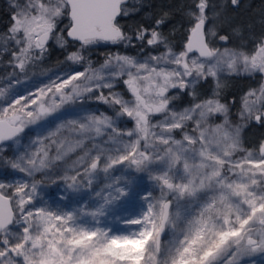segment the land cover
Segmentation results:
<instances>
[{
    "label": "snow or ice",
    "instance_id": "6c2138e0",
    "mask_svg": "<svg viewBox=\"0 0 264 264\" xmlns=\"http://www.w3.org/2000/svg\"><path fill=\"white\" fill-rule=\"evenodd\" d=\"M127 2L13 0L12 23L0 36V47L4 51L10 44L15 47L11 55L21 71L41 59L53 39L61 47L68 46L69 40L79 42L80 48L67 57L74 63L83 62V51L100 41L131 44L135 38L150 46L164 44L166 51L144 62L109 55L99 69L58 77L35 93L15 96L0 107V150L10 141L19 144L27 127L41 124L65 104L107 88L109 95L101 91L97 99L118 109L114 116L93 113L59 123L46 135L30 140L29 148L34 150L20 154L11 167L34 177L79 150L82 155L61 177L68 191L91 188L98 172L107 176L114 166L127 162L135 172H149L160 195L141 196L134 191L132 178L115 177L106 185L114 194L96 191L100 201L93 210H65L34 204L40 181L0 183V264H239L244 256L264 252V142L256 151L242 147L243 125L231 123L229 106L218 98V91L180 112L172 110L175 97L169 95L170 89H194L198 80L208 77L216 79L218 90V72L223 68L264 76V39L251 50L215 47L211 38L218 33L206 28L208 2L199 0L197 11L189 12L193 23L187 42L176 52L157 30L164 18L157 19L152 29L140 26L132 35L125 32L120 18L130 14ZM238 2L231 0L232 5ZM64 18L69 23L58 32ZM218 39L227 43L230 37L219 35ZM123 76L131 99L111 92L110 81ZM190 94L196 98L194 90ZM6 95L8 90L0 88V97ZM216 115L223 116V122L213 125L209 121ZM125 116L134 126L121 131L116 121ZM157 116L163 119L153 122ZM239 116L264 123V83L245 93ZM188 122L193 124L191 132L186 130ZM177 130L180 139L174 136ZM105 132L117 147L93 144L86 148V141ZM238 152L243 157L234 159ZM153 169L158 171L151 174ZM133 196L146 201V209L137 218L121 222L139 225L138 230L118 232L99 226V218L108 215L111 207ZM166 229L171 230V238L162 243Z\"/></svg>",
    "mask_w": 264,
    "mask_h": 264
},
{
    "label": "rangeland",
    "instance_id": "374dc122",
    "mask_svg": "<svg viewBox=\"0 0 264 264\" xmlns=\"http://www.w3.org/2000/svg\"><path fill=\"white\" fill-rule=\"evenodd\" d=\"M8 3V4H7ZM7 6L11 9L12 13L9 16L10 20L7 21L5 19L4 24L1 25L4 30L8 32V29L12 23V15H13V0H7ZM206 28H211L216 31V28L211 24L207 25ZM213 40V44L218 48H243L244 50H251L253 47L242 44L240 41L235 42L231 45L225 44L223 41H219L218 36L211 38ZM54 41L56 43V41ZM9 50L4 51L3 47H0V50L7 54L8 57L13 59L11 52L15 50L13 45H8ZM97 50L103 51V47L96 46ZM48 49V43H47ZM183 50V49H182ZM176 51V50H174ZM181 50H177L179 52ZM1 52V53H2ZM109 55H127L131 57H136L140 62H144L149 56H159V54H143L138 56L129 55L124 52L112 51L109 50ZM14 61V60H13ZM15 62V61H14ZM34 62V61H33ZM31 62V63H33ZM83 64L80 69H70L63 68L62 66H57L49 70H36L32 71L28 66H26L25 70L21 71L18 67L15 70V74L9 73L5 76H0V88H5L8 90V95L5 97H0V107H4L7 103L10 102L12 98L20 95H27L28 93H35L37 89L44 88L51 84L52 81H57V78H67V76L74 74L75 72H84L85 69H99L103 64ZM14 66V65H12ZM238 73H231L226 68L221 69L218 72V79L220 80L224 76L235 75ZM242 74V73H240ZM246 76H255L257 77L256 85L250 89H258L261 83H264V76L260 74L255 75H247ZM214 81V88L210 92V95L202 100H206L210 97H213L214 93L217 91L216 88V79L212 77H208ZM207 78V79H208ZM127 79L126 76L114 79L110 81L113 84V88L111 92L121 94L125 99H131V94L129 93L127 86L123 83V81ZM205 79H200L196 82L194 88ZM11 86V87H9ZM250 89H248L245 93H247ZM185 90H188L189 93H192L194 90L192 87L187 89H170L169 95L175 97V99L171 102V108L174 111L180 112L185 108L191 107L193 103L200 102L202 100L194 99L189 102H183L181 99V93ZM103 92L105 96L109 95V89L104 88L101 90H94L91 94H84L82 98L75 100L74 102H69L65 104V106L57 113H54L52 116L48 117L44 122L39 125L29 126L25 129V131L19 137V144L14 142H8L7 144L2 146V150H0V183L10 184L15 183L18 180H27L31 182V180L35 179L36 181H40L41 183L38 185L37 195L34 200V204L37 207L40 206H49V207H59L65 210H72L75 208H84L85 210H93L97 203L100 201V198L95 196L96 191H100L101 189H105V193L113 192L112 189H106V185L113 182V178L115 177H130L133 179V189L135 192H139L141 196L147 195V193L151 192L153 197H159L160 189L157 183L153 180L149 179L150 173L147 171L143 172H135L133 169H130L127 165V162L123 165H116L112 170H110V174L106 176L103 172H98L94 177H92L93 183L91 188H87L86 186L81 189L79 193H72L68 191L65 187V182L61 179L65 175V170L72 162L77 158V156L82 155L81 151H77L75 154H70L66 161H61L56 164L55 167L47 170L46 172H38L34 175V177H28L26 173H21L18 170H15L11 167V163L16 160V158L24 153L25 151H32L34 149L29 148L30 140L36 138L38 134L46 135V130H51L57 124L65 122L70 119H80L83 116L88 114H96L100 115L101 113L114 116V112L118 109H114L112 105L106 104L103 101L97 99L100 95V92ZM244 93V95H245ZM242 96V98L244 97ZM219 98V97H218ZM242 98L239 104L238 110L234 109L232 105L226 101L222 103H226L229 106V120L232 124H241L243 125L241 131L242 138V147L244 149H250L256 151L261 142H264V130L260 133L258 132L257 127H249L252 122L255 121H243L240 119V111L242 109ZM163 119L162 116H157L153 122L156 120ZM211 124H220L223 122V116L216 115L212 117L209 121ZM121 131H126L131 129L134 126V122L129 118L121 117L117 119L116 125ZM193 128L192 122H188L187 131L191 132ZM108 132L101 137H97L95 140L86 141V148L91 149L93 144H99L102 148L105 149H114L117 145L108 141ZM176 139H180L182 134L177 130L174 133ZM257 138V139H255ZM124 140H127L128 137H123ZM54 154V153H53ZM92 154H96V150L93 149ZM110 154H115L110 153ZM243 152H238L234 159H239L243 157ZM101 166L104 164V158L102 157L100 161ZM158 169H153L151 174H155ZM68 175H74V172H67ZM123 179H121V186H123ZM7 191H11V189H7ZM68 193L67 198H63L64 193ZM114 194V192H113ZM208 195H212L209 193ZM147 202L143 201L135 196L129 198H122L121 201H118L117 204L109 209L108 215L100 217L99 226L111 228L113 231L118 232H129L135 231L139 229V225H131V224H123L121 222L122 219H135L138 217L140 211L142 209H146ZM195 206V202H193L192 207ZM120 217V219H117ZM86 219H91L90 217ZM171 230H166V235L162 241V243H167L171 238ZM239 264H264V252H255L251 253L247 256H244L240 259Z\"/></svg>",
    "mask_w": 264,
    "mask_h": 264
},
{
    "label": "trees",
    "instance_id": "16d2710c",
    "mask_svg": "<svg viewBox=\"0 0 264 264\" xmlns=\"http://www.w3.org/2000/svg\"><path fill=\"white\" fill-rule=\"evenodd\" d=\"M206 15L207 25H213L219 35H229L230 40L225 43L231 45L241 42L254 47L261 39H264V0H239L238 5H232L231 0H207ZM7 0H0V36L7 33L1 27L5 19L10 20L12 13L7 6ZM199 0H128L127 8L130 14L120 18V23L125 26L124 30L132 35V30L143 26L152 29L157 19L164 18V23L157 30L166 38L167 44L173 50H182L187 42L192 19L189 12L197 11L196 5ZM166 14V15H165ZM9 22V21H8ZM69 21L64 18L58 24L57 31L64 29ZM66 37V33H65ZM96 46L103 47V51L97 50ZM80 48L79 42H72L66 47H61L57 42L49 41L48 49L44 56L29 64L32 71L49 70L57 66L70 69H80L83 64H99L108 58L109 50L124 52L138 56L143 54L161 55L166 51L164 44L147 45L145 41L133 38L131 44L126 42L111 43L100 41L90 45L83 51L85 60L74 63L67 59L70 52ZM0 50V76L9 73L15 74L17 69L13 59ZM14 65V66H12ZM221 87L217 90L219 98L232 105L238 110L244 93L254 87L257 77L235 74L224 76L219 80ZM214 88V81L210 78L202 80L195 88L197 100H202L210 95ZM183 102L194 100L188 90L181 93ZM257 127L260 133L264 130V123L252 122L249 127ZM257 139V138H255Z\"/></svg>",
    "mask_w": 264,
    "mask_h": 264
},
{
    "label": "water",
    "instance_id": "95a60500",
    "mask_svg": "<svg viewBox=\"0 0 264 264\" xmlns=\"http://www.w3.org/2000/svg\"><path fill=\"white\" fill-rule=\"evenodd\" d=\"M50 41V40H49ZM48 41V42H49ZM167 230V229H166ZM165 235H166V231H165V233L164 234H162V237H161V240L163 241V239H164V237H165Z\"/></svg>",
    "mask_w": 264,
    "mask_h": 264
}]
</instances>
